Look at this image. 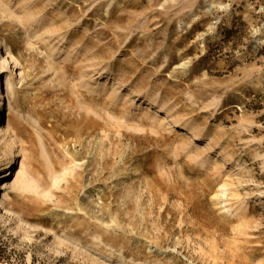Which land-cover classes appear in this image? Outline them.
I'll return each mask as SVG.
<instances>
[{
    "label": "rangeland",
    "instance_id": "1",
    "mask_svg": "<svg viewBox=\"0 0 264 264\" xmlns=\"http://www.w3.org/2000/svg\"><path fill=\"white\" fill-rule=\"evenodd\" d=\"M0 40V264H264V0H0Z\"/></svg>",
    "mask_w": 264,
    "mask_h": 264
},
{
    "label": "bare ground",
    "instance_id": "2",
    "mask_svg": "<svg viewBox=\"0 0 264 264\" xmlns=\"http://www.w3.org/2000/svg\"><path fill=\"white\" fill-rule=\"evenodd\" d=\"M13 64L14 66H12ZM16 65H17L16 58L12 55L7 45L0 40V69L2 70V72H8L5 75L4 84H3V76L1 77L0 74V139L2 140L3 143V149L1 150L3 156L6 158L4 162V165L6 166L3 167V171L0 173L1 175L0 179H2L0 181V210L3 211L4 214H9L11 211L7 205L10 203V200L12 199V192L13 191L24 192L26 190H29L32 186L31 182L33 179V178L31 179V175L28 172V170L24 169L22 171V174H20L21 177H19V180L16 179L18 180L17 184L15 180V184L8 185L9 184L8 181L13 175L14 169L17 167V165L21 163V156H22V152L19 149V144L16 141V138L13 137L9 127L3 125L1 121V114L5 111L6 107L10 112L19 115V111L18 109H16L15 102H17V92H18L17 89L18 87L16 83L17 81L21 82V77L18 78L17 71H15ZM261 85L262 83L260 84V86ZM23 164H25V162L22 161L21 165ZM13 166L14 168L11 169V173L7 178V173L10 170V168ZM73 171L74 169L67 168L65 169L64 173L56 175L54 177V185L58 184L59 181L65 176L74 173ZM5 172L6 174H4ZM3 182H6V185L2 187ZM1 190H5V192L2 195V198H1V194H2ZM51 193H52L51 190H48L44 194L47 197H51L52 196Z\"/></svg>",
    "mask_w": 264,
    "mask_h": 264
}]
</instances>
